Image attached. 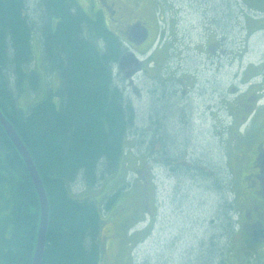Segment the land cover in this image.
I'll use <instances>...</instances> for the list:
<instances>
[{"label":"trees","instance_id":"16d2710c","mask_svg":"<svg viewBox=\"0 0 264 264\" xmlns=\"http://www.w3.org/2000/svg\"><path fill=\"white\" fill-rule=\"evenodd\" d=\"M30 2L0 0V111L31 155L46 191L42 264H97L100 208L95 199L74 196L70 187L81 181L94 188L111 179L126 154L134 112L113 80L121 41L73 0H34L35 21L28 19ZM32 34L38 35L43 66L56 74L58 85L23 112L18 104L23 87H38V74L26 68L33 59ZM163 95L164 116L157 117L156 110L149 116L157 121L155 127L173 115L169 96ZM56 98L58 105L53 103ZM3 131L0 126V264H31L38 198L23 160ZM117 191L103 203V211ZM225 206L237 212L232 199ZM228 242L221 251L223 264L230 238Z\"/></svg>","mask_w":264,"mask_h":264},{"label":"rangeland","instance_id":"374dc122","mask_svg":"<svg viewBox=\"0 0 264 264\" xmlns=\"http://www.w3.org/2000/svg\"><path fill=\"white\" fill-rule=\"evenodd\" d=\"M214 1L219 5L218 10L224 5L223 11H227L223 16L235 17L230 25L229 36L234 37L243 61L250 64L248 75L254 77L255 87L260 86L264 81V0H238V13L236 7L231 13L230 3L233 0ZM33 2L31 0L32 7L28 12V19L31 21L36 20ZM86 10L84 7L83 11L89 16ZM149 25H152V20ZM114 30H118V26ZM32 35L30 45L33 59L31 66L26 68H33L38 74V87L35 91L27 85L23 87L18 99L23 112L31 104L40 101L49 87L53 91L58 85L56 74L52 75L43 66L38 35ZM121 48L124 49V46ZM240 67L239 74L242 73V66ZM230 74L232 73H223L224 88L229 83ZM151 76L154 73L148 69L146 77ZM113 80L116 84L120 83L134 112L129 137L125 140L126 154L111 179H102V183L97 184L96 188L84 187L81 181L70 187V192L79 199H95L101 212L103 202L110 199L111 193L115 189H123L117 191L108 213L102 212L104 216L100 222L97 264H219L220 261L223 264L220 256L228 238L230 247L224 264H249L234 259L236 252L233 247L238 235L234 230L236 216L231 207L225 206L232 199L228 184L231 181V167L226 165V151L207 132L208 126H201L197 122L190 126V131H179L177 105L169 100L172 120L165 119L163 125H156L162 128V134L152 131L156 128L154 123L157 121L150 120L149 116L155 110L158 111L155 114L157 117L164 116L162 112L165 103L162 102L166 101L153 99L157 84H153L152 79L148 78L138 82L136 79L133 86L139 91L136 95L131 86L127 90L124 77L119 73L114 75ZM55 102L58 105L57 99L53 100L54 104ZM140 151L147 152L148 158L143 155L138 157ZM164 157L173 159L172 166L163 165ZM139 158L146 159L142 167L149 173L148 191H152L154 218L144 233L129 234L128 229L136 225V220H142L140 217L136 218V214L140 213L138 209L142 195L137 178ZM246 166L245 161L243 168L239 170H245ZM238 194L235 201L240 198ZM229 229L232 231L228 233ZM88 243L89 240L86 244ZM214 255H217L216 259ZM255 260L257 261L253 264H264V247L259 249Z\"/></svg>","mask_w":264,"mask_h":264},{"label":"flooded vegetation","instance_id":"af4514ba","mask_svg":"<svg viewBox=\"0 0 264 264\" xmlns=\"http://www.w3.org/2000/svg\"><path fill=\"white\" fill-rule=\"evenodd\" d=\"M73 1L87 8L93 22L120 39L122 54L136 57L137 61L131 58L124 62L123 70L117 62L114 65V70L128 79H124L127 90L131 86L137 95L139 91L133 87L136 79H152L157 84L153 99L164 100L166 93L177 105L179 131H190L197 122L206 124L207 132L226 151V165L231 167L229 184L237 207L234 259L256 262L259 249L264 247V81L255 87L254 77L248 75L250 64L243 61L234 37L229 36L235 17L223 16L227 10L223 11L224 5L218 10L214 0ZM230 4L231 13L234 7L238 13L239 1ZM116 26L118 30H114ZM148 69L154 76L146 77ZM224 72L232 73L225 88ZM161 130L156 126L152 131L162 134ZM142 155L148 158L147 152L140 151L138 157ZM170 158L164 157L163 165L172 166ZM145 161H137L142 195L136 218L142 220H136L131 233H144L154 218L149 173L142 167ZM245 161L246 169L239 170ZM236 194L240 195L238 201Z\"/></svg>","mask_w":264,"mask_h":264},{"label":"water","instance_id":"95a60500","mask_svg":"<svg viewBox=\"0 0 264 264\" xmlns=\"http://www.w3.org/2000/svg\"><path fill=\"white\" fill-rule=\"evenodd\" d=\"M141 32L142 29L140 28ZM144 30V29H143ZM144 35H146V30L143 32ZM133 58L131 54H126L120 58L119 67L120 69H124L125 66H123L124 62L128 61ZM0 126L4 130L5 134L13 144L14 148L17 150L18 154L20 155L21 159L23 160V163L25 165V168L27 170L26 173H28L30 180L32 182V185L35 189L37 198H38V204H39V224L37 229V235L35 240V246L33 250V255L31 259V264H42V259L44 255V249H45V243H46V231H47V225H48V202L46 197V191L43 187V184L41 183V178L39 177L38 173L36 172V167L34 165V162L29 154L27 152L28 150L18 137L15 129L12 128V125L6 121V118L3 116V114L0 111Z\"/></svg>","mask_w":264,"mask_h":264}]
</instances>
